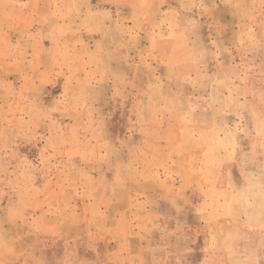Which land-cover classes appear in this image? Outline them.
Masks as SVG:
<instances>
[{
	"label": "rangeland",
	"instance_id": "rangeland-1",
	"mask_svg": "<svg viewBox=\"0 0 264 264\" xmlns=\"http://www.w3.org/2000/svg\"><path fill=\"white\" fill-rule=\"evenodd\" d=\"M0 53V241L22 253L3 264H264L259 0H2ZM186 132L232 158L209 177Z\"/></svg>",
	"mask_w": 264,
	"mask_h": 264
},
{
	"label": "clouds",
	"instance_id": "clouds-1",
	"mask_svg": "<svg viewBox=\"0 0 264 264\" xmlns=\"http://www.w3.org/2000/svg\"><path fill=\"white\" fill-rule=\"evenodd\" d=\"M2 2V0H0ZM202 6V5H198ZM259 6L262 10H264V0H259ZM141 7L144 9V12L142 13L143 15L147 16L148 15V10L150 8V4L143 3ZM74 9V6L71 4L65 5L63 7H60L58 11L55 13L57 17L63 18L68 16L69 14L72 13ZM255 10V9H253ZM161 23H165L170 25L173 28H177L178 26L175 24L174 17L170 18L168 20L161 21ZM250 35H252V30L251 28L248 29L247 31ZM175 38L177 40V51H183L186 50V54L188 56H193V50L191 49H186V37L184 34V30L176 31L175 33ZM251 41L255 42V37L252 35ZM4 54V53H0ZM174 59H177L174 56ZM88 78L89 79H94L95 78V72H90L88 73ZM154 90H159L160 84L156 83L151 87ZM162 103L160 104V107L156 109V111H161L166 108L167 104L170 103V101H167L164 97H161ZM75 110L79 113L80 111H88V106L86 103L81 102ZM93 124L95 126L93 127ZM89 128L91 131L94 133L93 139L96 141V144L93 146V149L90 150L89 155H95L99 159H103L105 155H107V151L101 153L100 149H107L106 142L103 141L101 133H100V128L101 125L98 121H93L91 119V112H89V121H88ZM261 131L259 133L261 140L260 144L261 147L264 148V122H261ZM233 134L230 133L229 137L232 136ZM189 142L195 144L197 147L203 146L205 151V156L202 161V167L204 168L205 173L209 176H213V169H218L220 164L224 159L230 160L233 156V149L235 148V143L234 140H230L229 138L221 141L215 138L214 135L211 133L208 134H202V135H193L191 132H186L184 139L182 141L183 145L188 144ZM223 149L225 155L221 157L220 155V150ZM183 150V149H181ZM255 154H253L254 158ZM167 178V177H166ZM188 178V171L186 170L184 179ZM163 184V181H161ZM168 191H171L170 186H166ZM254 187H258L259 189V195L261 197V203L259 207L261 209H264V183H259L258 186L254 185ZM21 213L19 211H16L13 213V216H19ZM262 228H264V224L260 225ZM215 247V245H214ZM229 251V260L228 264H256V256L254 252H249L246 255L245 254H240L234 252L231 247L228 248ZM11 254L13 256H19L22 255V253H15L13 250L9 247H7L3 241H0V258ZM117 258L113 261V264H124V259L119 256V253L114 254ZM242 256V258H241ZM235 257V258H233ZM0 264H3V261L0 260ZM35 264H41L40 261H36ZM68 264H71V262H68ZM129 264H131V261L129 260ZM219 264H223V262H219Z\"/></svg>",
	"mask_w": 264,
	"mask_h": 264
},
{
	"label": "crops",
	"instance_id": "crops-1",
	"mask_svg": "<svg viewBox=\"0 0 264 264\" xmlns=\"http://www.w3.org/2000/svg\"><path fill=\"white\" fill-rule=\"evenodd\" d=\"M112 8V7H111ZM110 12L112 13V15H113V9H110Z\"/></svg>",
	"mask_w": 264,
	"mask_h": 264
}]
</instances>
